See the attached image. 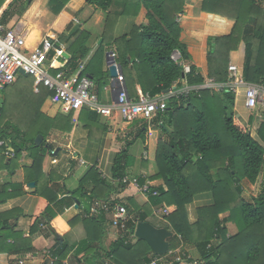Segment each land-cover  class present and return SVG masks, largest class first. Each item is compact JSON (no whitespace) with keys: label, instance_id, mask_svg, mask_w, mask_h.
<instances>
[{"label":"trees","instance_id":"obj_1","mask_svg":"<svg viewBox=\"0 0 264 264\" xmlns=\"http://www.w3.org/2000/svg\"><path fill=\"white\" fill-rule=\"evenodd\" d=\"M4 1L0 0V7ZM34 1L13 0L4 11L2 21L9 18V8L13 2L21 4L19 15L26 18L25 12ZM68 1L47 0V4L57 12ZM86 1L95 7V11L104 13L100 34L103 40L79 70L80 76L92 78L97 91L108 83V72L99 67L108 49L115 54L114 61L122 68L132 64L128 74L123 75L130 99H138L136 84L140 86L142 94L151 97L165 92L181 77L189 85L203 84L204 77L194 65L189 64L190 71L183 75L182 65L172 58V53L177 50L184 62L189 59L186 45L180 41L181 28L176 20L177 14L183 10L184 0ZM113 1H122L126 14L127 11L131 12V8L136 14L142 2L146 9L147 25L139 27L140 30L136 27L129 38L126 35L107 36L111 21L108 8ZM212 5L223 6L224 9L214 10ZM202 9L233 21L228 34L208 39L207 77L214 82H226L230 52L237 50L240 53V63L237 64L239 74L242 73L250 84L263 83L264 0H203ZM36 19L35 16L33 21ZM92 36L91 30L82 28L67 47L69 58L61 69L66 76L79 69L89 52ZM57 70L60 68L55 67L53 72ZM6 88L0 103V140H7L4 149L14 153L8 167L15 164L23 152H28L31 158L28 170L31 180L37 182L36 193L40 197L36 210L30 216L27 237L14 229L15 217L19 215L16 209L0 213V253H6L11 258L15 256V264H19V261L23 264H62L61 261L70 252L77 259L89 256L99 259L102 264H105V258L111 264H150L155 258H161L160 261L168 264L171 258L166 254L156 255L145 241L138 238L135 242L131 240L138 221H151L148 218L151 206L167 210L162 217L166 221L163 226L173 232L168 239V249H178L188 261H196V264H264V122L257 129L260 142L251 136L246 125L234 114V108L248 110L245 106L246 87H237L235 91L205 88L167 101L161 116L162 124L159 125L165 138H159L156 145L157 171L147 178L136 177L140 185L148 186L146 195L149 205L142 211L136 205L137 210L133 211L127 207L128 215L133 212V216L128 217L119 236L104 251L101 246L103 219L82 216L89 213L95 199L106 201L112 185L94 167L85 173L78 187L72 191L60 184L58 176L51 171L43 172L44 159L51 156L54 149L47 138L53 130L63 133L71 131L73 111L62 113L59 104L51 100L52 92L39 85L34 91L36 96L24 94L20 97V115L15 119L14 111L7 108L10 93L5 92ZM44 103L49 113L40 111ZM2 117L8 119L1 121ZM96 118L95 112L81 109L79 120L94 134L98 131L94 124ZM38 135L41 143L36 145ZM131 163L132 158L125 148L113 154L112 177L119 180L120 188L125 187L122 179L127 177L126 170ZM260 175L262 180L256 195L245 199L241 183L246 181L253 184ZM21 192L19 185L2 184L0 202ZM203 192H209L212 201L198 207L197 219L189 222L186 206L194 196ZM63 193L67 195L61 197ZM75 201L79 203L81 212L65 226L66 231L70 232L73 226L81 224L84 236L79 241L72 236L67 238L65 231L62 232L63 229L56 223L58 213ZM58 206L60 209L56 211ZM228 223L235 226L232 234L229 233ZM41 225L63 237L55 238L50 249L57 258L52 263L47 258L35 260L36 257H31L35 254L31 237ZM190 248L194 249L196 259L188 255L186 250Z\"/></svg>","mask_w":264,"mask_h":264},{"label":"crops","instance_id":"obj_2","mask_svg":"<svg viewBox=\"0 0 264 264\" xmlns=\"http://www.w3.org/2000/svg\"><path fill=\"white\" fill-rule=\"evenodd\" d=\"M12 1L13 0H5L1 5V21L4 11L9 7ZM202 2L203 0H184L183 10L176 16V20L181 28L180 41L186 45V50L189 56L187 62L182 61L184 64H192L196 67L197 72L204 77L202 85L209 84L211 86L207 88L219 91L218 87L226 86L228 80L219 83L214 82L207 77L206 56L208 39L228 34L231 30L233 21L221 14L204 11L202 9ZM124 7L125 5L122 1H113L110 4L108 12L111 13V21H109V28L106 33L107 36L122 37L126 35L129 38L130 34L134 32L136 27L142 28L147 25V19L145 17L146 9L142 2L136 14H133V8H131L130 13H128V11L127 14L124 13ZM211 7L214 10L224 9L223 6L220 7L219 5H212ZM226 7H228V5ZM94 8L95 7L88 4L86 0H69L63 8L56 12L52 5L47 4V0H36L26 10V18H23L19 15L21 4L13 2L9 8V18L5 22L2 21V23L7 27L14 29L17 34L21 36L24 41V48L27 50L34 49L43 38H50L53 41L54 46H57V48H55H59V50L63 51L61 56H58L54 50L50 52L48 63L51 72L54 71L55 67H59L60 69L64 67V64L69 58V54L66 51L67 47L75 39L78 32L82 28L91 30L93 36L90 42L89 52L81 62L79 69L74 72L79 73V70H81L88 62L98 45L103 40L100 34L102 31L104 13L95 11ZM35 16L37 19L33 21ZM31 32L37 33V39L34 42L27 41ZM111 53L112 52L108 49L99 64L101 70H106L108 72V83L99 91L96 90L95 85L93 87V91L97 94L102 104H111L117 97L118 82L115 77L111 76L110 67L115 66L119 72L123 75H127L128 69L132 65L129 63L126 67L122 68L119 63L114 61L115 57H111ZM178 54L179 52L175 50L172 53V57L176 55L178 56ZM239 58L240 53L237 50L230 52L229 64L237 65L240 63ZM128 60L130 61L129 58ZM119 66L120 68H118ZM20 76H23V78ZM26 76L28 75L21 73L14 82L5 86L7 87L5 92L10 93L8 100L9 105L7 108L12 109V112L14 111L13 115H15V119L20 115V97L24 94H28L30 97L37 95L34 93L36 87L32 78ZM239 77L245 81L242 73H240ZM30 80H32V82ZM124 82L126 86V80H124ZM176 86L198 88V85H189L184 77H181L177 81ZM5 87L0 88V103L4 98L2 92ZM135 89L138 96L142 94L141 88L138 84L135 85ZM45 104L46 103L41 105L40 111L43 113H49V108L47 107V104ZM88 110L97 114L94 124L97 126L96 129H98V131L94 134L84 127V123L79 120L81 110L73 111L71 131L63 133L53 130L51 131L49 138H47V142L53 145L54 149L52 155H48L44 159L42 165L43 172L47 173L51 171L55 176H58L57 178L59 179L58 182L60 184L64 185L68 191H72L78 187L79 181L85 173L91 167H94L97 169L98 173H100L101 177L108 181L113 187L110 190L106 201L121 203L124 206L126 205L127 211H129L127 207H129L131 211L137 210L134 207V205H136V207H139L138 210L142 211L144 207L149 205L148 196L145 193L138 191L131 184L123 183L125 184V187L120 188L119 180L112 177L113 154L120 152L123 148L127 150V154L132 158V163L126 170L127 177L129 178L137 176L147 178L154 174L157 171L155 162L157 140L159 138H165V134L159 127V125L162 124V113L154 117L149 124L147 120L141 118L126 122L117 112L107 117L96 111ZM234 114L238 117L241 123L246 125L251 136L261 142L257 134V129L260 123L264 122V119H260V117H264V111L261 110V107H257L254 111L250 109L234 108ZM165 118L166 117L164 116L163 121H165ZM5 119H8V117H2L1 121H4ZM139 140L142 142L141 147L139 146ZM5 142L8 143L7 140H5ZM12 157L13 155L8 156L5 153L4 145H1L0 185L5 183L19 185V187L22 188V192L13 198L0 202V213L16 209L19 215L15 217L16 226L14 229L20 231L23 237H27L29 235L30 216L36 210L40 197L36 193L37 182L31 180V175L28 170V167L31 164V158L29 157L28 152H23L17 162L15 164L12 163L11 166L8 167V164L10 163L9 159ZM261 180L262 175H260L253 184L246 181L241 183L243 188L242 195L245 199L256 195ZM29 182L35 183L34 190H28L27 184ZM66 195V193H63L61 194V197H65ZM211 201L212 196L209 192H203L194 196L192 202L186 206L189 222H194L197 219L198 207L210 204ZM59 209L58 206L55 210L58 211ZM90 209L89 213L83 214L82 217H97L103 219L101 246L103 251L108 250L110 243L119 236L120 229L111 223L109 212L102 211L98 215H95L90 214ZM150 209L151 214L148 217L152 221H150V223L156 227H164L163 225L166 221L153 214L154 210L163 208L151 206ZM80 212L81 209L79 203L75 201L71 206L64 207L61 213H58V219L56 220L59 227L63 229L62 232L65 231L67 238L72 236L76 241H79V239L84 236L81 224L73 226L69 232L66 231L67 227L65 226V223L79 215ZM131 216H133V212L128 215L129 218ZM231 225L233 224L228 223L229 229H231ZM233 227L234 230H230L229 233L231 231L235 232V226L233 225ZM55 234L54 231L52 232L45 225H41L40 229L31 237L32 246L35 250V254L31 257H36L35 260L47 258L50 263L55 261L57 258L53 256L50 251L55 242V238H57ZM58 236L60 237L59 239L63 238L60 234H58ZM131 236L132 242H135L137 237H135L134 231ZM45 251H49L50 256H47ZM186 251L191 259L197 258L194 249L190 248ZM43 255L45 257H43ZM49 257L55 259L51 260ZM15 258V256H12L11 258L6 253H0V264H15ZM104 262L105 264H111L106 258ZM61 263L102 264L99 262V259H94L89 256L87 258L82 257L77 259L73 252H70ZM163 264H165V261H163Z\"/></svg>","mask_w":264,"mask_h":264},{"label":"built area","instance_id":"obj_3","mask_svg":"<svg viewBox=\"0 0 264 264\" xmlns=\"http://www.w3.org/2000/svg\"><path fill=\"white\" fill-rule=\"evenodd\" d=\"M0 12V88L11 84L16 80L19 74L31 76L35 87L42 85L52 92L51 100L53 103L59 104V109L62 113L68 114L71 111L88 108L96 111L103 116H111L117 112L123 120L131 122L134 119H145L151 123L152 119L160 113H164L167 107V101L170 98H177L180 95H187L190 92H196L200 89H205L211 85H198V88L178 87L177 81L161 94L153 97L147 94H140L138 99H130L125 86L123 74L116 68L115 79L118 82L117 97L111 104H102L93 91L94 82L88 76H80L79 73H73L66 76L60 69L56 72L50 71L49 59L50 52H54L61 56L62 50L55 48L53 41L50 38H43L41 42L32 50L24 48V41L17 32L7 27L1 21ZM173 56V55H172ZM111 57L115 54L112 52ZM176 62H180L183 67V75L190 71L188 64H184L181 56L172 57ZM236 64L228 65V82L226 86L218 87L219 91L224 89L235 91L237 87H246L245 106L250 110H255L261 107L264 111V82L261 84H250L241 79ZM197 86V85H195ZM264 119V117H260ZM6 146L5 140H0V146ZM8 156L14 153L5 149ZM122 183L133 185L138 191L145 193L148 189L146 184L140 185L136 177H124ZM109 212L111 223L123 229L125 222L128 219L126 207L120 203L104 201L96 199L90 209V214L98 215L100 212ZM153 214L161 218L163 214H167L165 209H156ZM47 256H50L49 251H45ZM171 259L168 263L177 262L178 264H196V261H188L180 255L179 250L168 249L165 253ZM51 260L55 259L49 257ZM161 258L153 259L150 264H163ZM160 261V263H159ZM19 264H23L19 261Z\"/></svg>","mask_w":264,"mask_h":264},{"label":"water","instance_id":"obj_4","mask_svg":"<svg viewBox=\"0 0 264 264\" xmlns=\"http://www.w3.org/2000/svg\"><path fill=\"white\" fill-rule=\"evenodd\" d=\"M55 47L57 48V46ZM118 68H120V66ZM110 73L112 77L116 76L115 66L110 67ZM40 141L41 137L38 135L35 139V144H39ZM27 188L29 191L34 190L35 183L29 182ZM51 231L53 232L54 230L51 229ZM134 234L138 239L145 241L154 254L163 255L167 252L170 246L168 239L173 235V232L165 227H156L148 221H138L134 229ZM55 235L57 238H60L58 234Z\"/></svg>","mask_w":264,"mask_h":264},{"label":"bare ground","instance_id":"obj_5","mask_svg":"<svg viewBox=\"0 0 264 264\" xmlns=\"http://www.w3.org/2000/svg\"><path fill=\"white\" fill-rule=\"evenodd\" d=\"M36 35H37L36 32H31L27 38V41L28 42H34L37 39Z\"/></svg>","mask_w":264,"mask_h":264},{"label":"rangeland","instance_id":"obj_6","mask_svg":"<svg viewBox=\"0 0 264 264\" xmlns=\"http://www.w3.org/2000/svg\"><path fill=\"white\" fill-rule=\"evenodd\" d=\"M6 2H7V1H6ZM17 7H19V6H17ZM138 97H139V96H138ZM138 142H139V146L141 147V144H142L141 140H139ZM126 210H127V209H126ZM127 214H128V211H127ZM228 229H229V228H228ZM230 230H232V231L234 230L233 225H231V229H229V231H230ZM232 231L230 232V234L234 233V232H232Z\"/></svg>","mask_w":264,"mask_h":264}]
</instances>
